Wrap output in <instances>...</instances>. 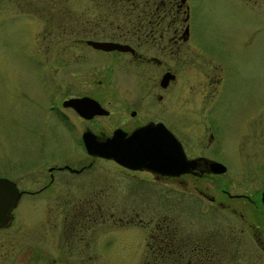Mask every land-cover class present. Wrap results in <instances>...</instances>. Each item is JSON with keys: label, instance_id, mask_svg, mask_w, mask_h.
I'll use <instances>...</instances> for the list:
<instances>
[{"label": "flooded vegetation", "instance_id": "af4514ba", "mask_svg": "<svg viewBox=\"0 0 264 264\" xmlns=\"http://www.w3.org/2000/svg\"><path fill=\"white\" fill-rule=\"evenodd\" d=\"M235 2L249 10L248 16L255 14L246 24L247 36H242L245 44L255 47L258 30L264 32V0ZM102 6L109 7L106 14ZM93 7L91 18L87 17L90 10L67 9L57 24L59 33L55 36L60 38L57 41L61 48L54 68L62 70L60 75L42 71L47 63L38 64L37 60L42 59L43 52L30 59L34 70L42 71L34 72L37 92L29 95L31 104L41 113L38 117L46 123L39 130L44 129L48 137L55 138L60 128L67 138L81 145L86 157L71 162H45L44 173L41 172L44 182L36 188H19L20 191L37 192L53 186L56 189L55 183L63 177L66 182L83 173L88 180L105 182L107 176L97 172L95 165L106 160L115 167L111 170L113 182L124 178L127 190L149 187L154 190L153 195L167 190L173 193V215L144 217L136 212V219L123 221L122 217L107 216L113 225L134 223L148 229L145 259L140 264H229L230 256H264L262 111L229 103V90L235 91L241 80L252 79L238 72L230 74L235 68L228 63V51L222 44L220 50H205L195 40L186 0H93ZM111 14L121 15V23L113 27ZM102 15L107 25L101 26ZM256 16L261 18L260 24ZM89 40L118 42L130 48L105 50ZM27 47L23 46L22 51ZM101 60L108 62V72H100L97 67ZM126 64L141 67L143 72L111 74L112 69H123ZM102 75L105 85L112 86L107 95L111 98L102 95ZM81 98L87 99L78 107L84 106L87 114L70 102ZM113 99L116 103L110 105ZM95 102L106 112H94ZM107 117L109 120L102 122ZM228 117L247 130L239 136H229ZM151 122L162 123L175 136L189 160L184 171L169 175L147 167L123 166L111 158L89 154L84 147L85 132L100 140L116 128L129 135ZM40 139L45 142L46 136L42 133ZM229 150L238 158L236 169L229 161ZM42 180L33 178L35 184ZM134 194L140 192H132L129 199ZM96 197L92 194L72 204L62 200L63 208L76 209L69 217L65 208V233L78 235L107 219L101 212L103 204Z\"/></svg>", "mask_w": 264, "mask_h": 264}, {"label": "rangeland", "instance_id": "374dc122", "mask_svg": "<svg viewBox=\"0 0 264 264\" xmlns=\"http://www.w3.org/2000/svg\"><path fill=\"white\" fill-rule=\"evenodd\" d=\"M186 4L195 40L202 43L205 50H220L222 44L228 51V63L235 68L230 74L238 72L252 79L241 80L238 85L233 83L237 87L235 91L229 90V103L261 110L260 125H264V32L258 30L255 47L242 41V36H247L246 24L255 14L248 16L249 10L237 5L235 0H186ZM79 7L90 10L87 17H93V0H0V176L13 180L19 188H36L43 183L41 172L44 173L43 165L47 161L71 162L85 156L81 145L67 138L60 128L55 138L48 137L46 130H39L46 123L38 117L41 113L29 99V95L37 92L33 82L36 74L45 71L60 75L62 72L54 68L57 51L61 48V42L57 41L60 38L55 36L59 33L57 24L61 23L67 9L76 12ZM102 7L106 14L109 7ZM104 17L101 16V26L106 24ZM110 17L114 19L113 27L121 23V15L111 14ZM258 23L261 18L257 17ZM25 45L28 47L23 52ZM40 51L42 59L37 63H47L42 71L34 70L30 62ZM50 64L53 65L51 69ZM97 67L100 72L109 71L107 61L101 60ZM142 70L127 65L120 70L112 69L111 74H133ZM102 78V95L111 98L107 95L112 86L105 85L104 75ZM113 101L110 105L116 103L115 99ZM43 116L48 124L47 117ZM227 119L229 136H239L247 130L237 121L230 122L231 117ZM108 120L109 117L102 118V122ZM53 128L56 130V126ZM42 133L46 136L45 142L40 139ZM260 135L264 136V126L260 128ZM228 157L234 169L238 168V158L231 150ZM95 167L97 172L107 176L105 182L88 180L83 173L66 182L63 177L61 182L55 183L56 189L53 186L48 190L22 193L13 209L11 222L0 227V264H140L145 259L143 249L148 229L134 223L113 225L107 216L122 217L123 221L131 217L136 219V212L144 217L173 215L172 191L162 190L153 195L154 190L149 187L127 190L124 178L113 182L111 170L115 167L110 162L100 160ZM34 177L42 182L35 184ZM260 178H264V171L260 172ZM136 191L140 194L129 199ZM92 194L102 202L101 212L107 219L95 227L83 229L78 235L65 233L63 216L67 207L60 206L62 200L72 204ZM67 210L66 215L70 217L76 209L69 207ZM227 260L229 264H264V256L255 255L230 256Z\"/></svg>", "mask_w": 264, "mask_h": 264}, {"label": "water", "instance_id": "95a60500", "mask_svg": "<svg viewBox=\"0 0 264 264\" xmlns=\"http://www.w3.org/2000/svg\"><path fill=\"white\" fill-rule=\"evenodd\" d=\"M89 42L93 46L105 50L130 48L127 44L112 41L89 40ZM85 99L87 98L70 102L78 107V104H81ZM95 103L97 107L94 112H106L98 102ZM78 110L82 114H87L84 106L82 109L78 107ZM82 138L84 147L89 154L111 158L123 166L147 167L163 174L172 175L175 172L184 171L189 164L181 145L162 123L151 122L137 128L129 135H126V132L121 128H116L110 136L104 139L99 140L90 132H85ZM20 195L21 191L13 180L0 176V227L7 226L11 222L12 211L18 203ZM262 200L264 202V189Z\"/></svg>", "mask_w": 264, "mask_h": 264}]
</instances>
